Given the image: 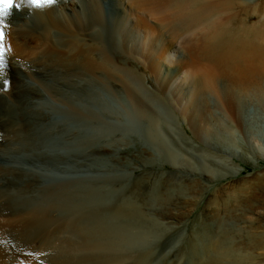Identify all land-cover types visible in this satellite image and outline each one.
I'll return each instance as SVG.
<instances>
[{
	"label": "bare ground",
	"instance_id": "obj_1",
	"mask_svg": "<svg viewBox=\"0 0 264 264\" xmlns=\"http://www.w3.org/2000/svg\"><path fill=\"white\" fill-rule=\"evenodd\" d=\"M4 23L0 264H182L184 257L173 254L181 249L177 242L156 249L160 238L179 227L192 200L168 196L169 181L153 202L146 179L114 201L110 197L120 185H82L81 179L131 166L120 163L117 142H89L79 150L82 129L74 124L98 131L125 126L134 117L171 164L208 175L205 155L200 168L188 150L169 146L172 128L161 123L154 100L167 104V95L178 94L187 78L194 81L191 95L215 91L216 76L252 86L262 100L264 0H56L13 9ZM171 50L180 55L177 77L162 85L165 91H149L138 65L149 72L169 64ZM188 55L195 61L181 59ZM207 121L194 124V133L215 143L226 123L213 129ZM210 129L215 136L208 138ZM144 153L153 160L154 152ZM50 175L62 180L48 184L44 178ZM237 235L226 238L230 247L216 238L202 250L191 235V263L246 264L238 245L263 246L257 243L262 234Z\"/></svg>",
	"mask_w": 264,
	"mask_h": 264
},
{
	"label": "rangeland",
	"instance_id": "obj_2",
	"mask_svg": "<svg viewBox=\"0 0 264 264\" xmlns=\"http://www.w3.org/2000/svg\"><path fill=\"white\" fill-rule=\"evenodd\" d=\"M170 52L172 61L169 64L167 62L157 64L149 72L138 65L139 71L146 77L143 86L149 91H165L162 85L166 87V81L172 82L177 77L178 73L174 64L180 55L172 50ZM181 59H185L188 64L195 61L189 55L182 56ZM192 82L194 81L187 78V82L180 83L183 87L179 89L178 94L167 95V104L158 100H154V104L159 111L161 123L173 130H171L172 134L169 133V136L174 138H171L173 141L168 142L169 146L178 152L189 151L193 156L188 157L198 166L202 163L200 160L202 155H205L206 165L201 164L199 167L204 166L208 175L180 171L177 165L171 164L159 146L156 147L147 140L144 124L134 117L130 116L127 119L129 124L125 126L120 125L115 129L104 128L98 131L86 130L74 124L82 129L77 138L79 150L89 142L93 145L117 142L122 144V150L119 152L122 156L120 163L131 166L129 169L123 168L109 175L110 177L97 174L95 177L81 179L82 185L93 182L107 186L118 184L121 187L120 190L110 197V200L114 201L134 186L137 180L146 179L153 187V189L149 187L148 193L146 192L153 202L158 197L155 195L157 189L160 190L165 182L169 181L168 196L187 198L186 202L188 199L192 200L186 203L187 210L179 227L172 230L169 235L160 238L156 249L161 250L165 244L163 242H166L165 245L177 242L181 249L173 254L184 257L182 264H192L191 257H195L190 250L192 242L190 239L194 238L193 236L201 250L216 238L221 239L222 246L230 247L232 244L226 238L235 240L236 234L239 236V234L247 233L248 236L261 233L257 243H264V95L262 100H257L260 96L254 95L252 86L247 87L246 83L232 80L227 76H216L215 91L206 90L204 94L199 95V98L195 94L191 95V91H187L193 89ZM248 84L251 83L248 82ZM94 103L95 106H99L96 102ZM182 107L186 108V113L181 112ZM203 120H208L213 129L219 122L226 123L220 128V137L217 138L219 141L209 144L207 139L194 133V124L198 126ZM208 132V138L215 136L212 129ZM100 133L106 135L103 136ZM57 144L62 145L63 142L59 141ZM227 146H229L228 150ZM145 150L155 153L153 160L144 157ZM106 163L101 162L100 165L107 167L109 163ZM183 173L187 176L184 177ZM44 180L48 184H53L62 178L50 175ZM150 190H152L151 194H149ZM195 199L197 203L193 202ZM253 239L255 238L252 237L251 240ZM238 246L241 247L246 264H264V245L240 242Z\"/></svg>",
	"mask_w": 264,
	"mask_h": 264
},
{
	"label": "snow or ice",
	"instance_id": "obj_3",
	"mask_svg": "<svg viewBox=\"0 0 264 264\" xmlns=\"http://www.w3.org/2000/svg\"><path fill=\"white\" fill-rule=\"evenodd\" d=\"M56 0H0V72L3 71L5 67V61L3 58V41L5 38V23L6 17L11 15L13 9L19 10L24 5L31 7H42L44 5L54 4ZM4 87H7V82L5 81Z\"/></svg>",
	"mask_w": 264,
	"mask_h": 264
}]
</instances>
